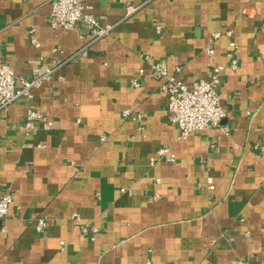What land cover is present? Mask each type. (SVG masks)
I'll return each mask as SVG.
<instances>
[{
    "label": "crops",
    "instance_id": "0c3cea01",
    "mask_svg": "<svg viewBox=\"0 0 264 264\" xmlns=\"http://www.w3.org/2000/svg\"><path fill=\"white\" fill-rule=\"evenodd\" d=\"M82 1L107 34L52 27L49 0H0V65L50 71L0 110V264H264V0ZM151 61L185 82L222 65L225 116L180 138ZM160 147L174 161L151 166Z\"/></svg>",
    "mask_w": 264,
    "mask_h": 264
},
{
    "label": "built area",
    "instance_id": "2783aa9c",
    "mask_svg": "<svg viewBox=\"0 0 264 264\" xmlns=\"http://www.w3.org/2000/svg\"><path fill=\"white\" fill-rule=\"evenodd\" d=\"M49 3L51 5L50 24L52 27L70 29L78 22L84 21L91 29L94 37L103 36L111 29L110 25L101 27L96 17L90 12L91 6L82 0H49ZM137 8L138 6L127 5L126 16ZM158 29L159 27H157ZM231 32V30L226 31L227 34H231ZM219 35L218 32L214 33L213 38L215 39ZM31 41L38 45L32 34ZM203 52L206 57H212L214 49L212 46H207ZM139 57L144 60L149 59V55L144 53L139 54ZM227 57L231 69H235L237 65L236 59L231 53H227ZM222 69V65H214L208 76L185 82L176 76V72L180 71L179 66H176L175 70L170 73L159 62L151 61L149 63L150 76L163 82V89L168 96V119L177 126L180 138H186L191 133L216 125L225 116L226 111L217 94V82ZM143 72V69H139L137 75L132 77V85H138V75ZM49 73L50 71L43 75H34L31 79L25 80L19 78L8 64L2 63L0 65V110H4L9 104L22 96H30L31 88L38 86L44 79L48 78ZM130 113L129 109L123 111L124 115H129ZM38 117H41L40 113L27 110L25 122L27 130L31 127L32 121ZM139 117L140 115L136 114L133 118ZM44 128H48V126L45 124ZM162 157H165L168 161H174V156L170 153V149L168 147H160L149 158V164L151 166L154 165ZM11 201L10 192L0 193V234L6 231L3 221L8 213ZM45 226V219L40 217L35 221V230L37 232H43ZM228 264L250 263L243 259H234Z\"/></svg>",
    "mask_w": 264,
    "mask_h": 264
}]
</instances>
